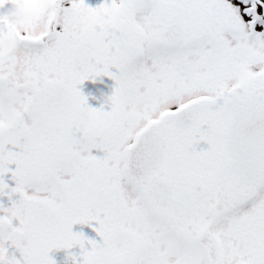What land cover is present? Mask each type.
Segmentation results:
<instances>
[{
	"label": "snow or ice",
	"instance_id": "6c2138e0",
	"mask_svg": "<svg viewBox=\"0 0 264 264\" xmlns=\"http://www.w3.org/2000/svg\"><path fill=\"white\" fill-rule=\"evenodd\" d=\"M4 197L0 264H264V0H0Z\"/></svg>",
	"mask_w": 264,
	"mask_h": 264
},
{
	"label": "rangeland",
	"instance_id": "374dc122",
	"mask_svg": "<svg viewBox=\"0 0 264 264\" xmlns=\"http://www.w3.org/2000/svg\"><path fill=\"white\" fill-rule=\"evenodd\" d=\"M87 6H90V4H88ZM114 86H115L114 81L111 80L110 78L99 77L94 82L92 80L85 81L84 84L81 86V92L87 98V103L89 107L96 110L103 108L104 111H109L110 105L108 104V97L112 94ZM104 92L105 94H103ZM95 154L98 157L102 156V153L99 152H96ZM13 170H14V166H13ZM5 181L6 183L9 184L10 187L14 186V181L11 180L10 173L5 177ZM1 200L2 198H0V204H1ZM3 206L8 207L10 206V204H4ZM94 225L96 224L93 223L91 226L88 225H81V226L83 228H89V227H93ZM76 226L79 228V224H77ZM88 247L89 246H87V248ZM68 260L72 261V259L70 258L66 259V261Z\"/></svg>",
	"mask_w": 264,
	"mask_h": 264
},
{
	"label": "flooded vegetation",
	"instance_id": "af4514ba",
	"mask_svg": "<svg viewBox=\"0 0 264 264\" xmlns=\"http://www.w3.org/2000/svg\"><path fill=\"white\" fill-rule=\"evenodd\" d=\"M105 2H106V0H85L86 5L90 4L89 7H92V8L99 7L101 4H103ZM107 2H110V0H107ZM95 3H96V5H95ZM100 94H102V93H100ZM103 94H105V92ZM206 147L207 146L202 143V144L197 146V150L198 151L202 150V149L206 150ZM5 198L6 197L2 198L1 204H3V205L4 204H10V202L8 200H5ZM96 227H98V225H94L93 227H89V228H83L81 225H79V228H78L76 225H74L72 231L74 234L82 233L86 240L95 241L97 244H99V243H101L100 237L93 230ZM87 246H89V245H87V244L85 245L86 250H90V246L88 248H87ZM80 255H81V250L78 246L74 247L72 249H69V250H64V249L54 250L52 253H50L51 258L55 261V264H73V262L71 260L66 261L67 258L71 259L72 257H76L77 258V264H79Z\"/></svg>",
	"mask_w": 264,
	"mask_h": 264
},
{
	"label": "clouds",
	"instance_id": "9594fccd",
	"mask_svg": "<svg viewBox=\"0 0 264 264\" xmlns=\"http://www.w3.org/2000/svg\"><path fill=\"white\" fill-rule=\"evenodd\" d=\"M5 19L17 26L29 25L32 21L31 16L21 8L6 7L4 9ZM111 31L110 25L102 16L90 18V21L84 31V37L89 42H93L99 38L101 33L107 34Z\"/></svg>",
	"mask_w": 264,
	"mask_h": 264
},
{
	"label": "water",
	"instance_id": "95a60500",
	"mask_svg": "<svg viewBox=\"0 0 264 264\" xmlns=\"http://www.w3.org/2000/svg\"><path fill=\"white\" fill-rule=\"evenodd\" d=\"M16 199H18V197H13V201H15ZM5 200H8L7 197L5 198Z\"/></svg>",
	"mask_w": 264,
	"mask_h": 264
}]
</instances>
